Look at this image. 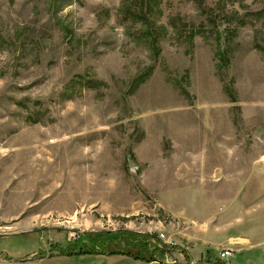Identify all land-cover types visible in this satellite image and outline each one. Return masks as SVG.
I'll return each instance as SVG.
<instances>
[{"label":"rangeland","instance_id":"1","mask_svg":"<svg viewBox=\"0 0 264 264\" xmlns=\"http://www.w3.org/2000/svg\"><path fill=\"white\" fill-rule=\"evenodd\" d=\"M225 248L264 264V0H0V264Z\"/></svg>","mask_w":264,"mask_h":264},{"label":"trees","instance_id":"2","mask_svg":"<svg viewBox=\"0 0 264 264\" xmlns=\"http://www.w3.org/2000/svg\"><path fill=\"white\" fill-rule=\"evenodd\" d=\"M97 242L95 241L94 248H105V246H111L113 243L116 245L119 243L120 237H125L124 233H118V232H108L106 234H98L97 235ZM146 238V237H145ZM148 239V237H147ZM126 240V239H125ZM130 244L133 243L135 245V254L133 257L137 260H145L148 262L155 261L154 254L155 253H162L163 248H160L159 246H152V251L149 253V249L151 244L148 242V240L142 239V237H132L129 239ZM83 243V242H82ZM76 248H69V254L70 255H82V254H93V250L90 246L80 245L78 243L75 244ZM103 251V250H101ZM120 253H123L120 251ZM125 253V252H124ZM149 253V254H148ZM127 255H131V252H128ZM211 264V263H210ZM214 264V263H213Z\"/></svg>","mask_w":264,"mask_h":264},{"label":"built area","instance_id":"3","mask_svg":"<svg viewBox=\"0 0 264 264\" xmlns=\"http://www.w3.org/2000/svg\"><path fill=\"white\" fill-rule=\"evenodd\" d=\"M234 253H235V250L232 249V248H225V249H222L219 254H218V259L221 261V262H226L227 259H229L230 257L234 256ZM223 264V263H222Z\"/></svg>","mask_w":264,"mask_h":264},{"label":"bare ground","instance_id":"4","mask_svg":"<svg viewBox=\"0 0 264 264\" xmlns=\"http://www.w3.org/2000/svg\"><path fill=\"white\" fill-rule=\"evenodd\" d=\"M235 241H244L243 239L236 238Z\"/></svg>","mask_w":264,"mask_h":264},{"label":"crops","instance_id":"5","mask_svg":"<svg viewBox=\"0 0 264 264\" xmlns=\"http://www.w3.org/2000/svg\"><path fill=\"white\" fill-rule=\"evenodd\" d=\"M30 259H28L27 261H29Z\"/></svg>","mask_w":264,"mask_h":264}]
</instances>
